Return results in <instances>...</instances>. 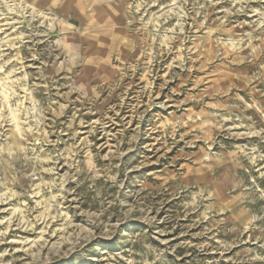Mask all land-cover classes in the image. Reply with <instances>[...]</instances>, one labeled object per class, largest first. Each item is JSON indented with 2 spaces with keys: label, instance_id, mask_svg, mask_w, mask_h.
<instances>
[{
  "label": "rangeland",
  "instance_id": "374dc122",
  "mask_svg": "<svg viewBox=\"0 0 264 264\" xmlns=\"http://www.w3.org/2000/svg\"><path fill=\"white\" fill-rule=\"evenodd\" d=\"M0 264H264V0H0Z\"/></svg>",
  "mask_w": 264,
  "mask_h": 264
},
{
  "label": "bare ground",
  "instance_id": "6f19581e",
  "mask_svg": "<svg viewBox=\"0 0 264 264\" xmlns=\"http://www.w3.org/2000/svg\"><path fill=\"white\" fill-rule=\"evenodd\" d=\"M4 92V91H3Z\"/></svg>",
  "mask_w": 264,
  "mask_h": 264
}]
</instances>
